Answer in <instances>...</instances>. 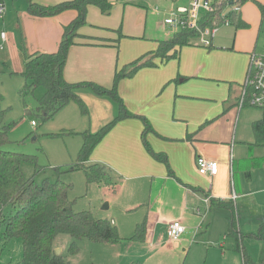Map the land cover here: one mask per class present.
Masks as SVG:
<instances>
[{
    "label": "rangeland",
    "instance_id": "1",
    "mask_svg": "<svg viewBox=\"0 0 264 264\" xmlns=\"http://www.w3.org/2000/svg\"><path fill=\"white\" fill-rule=\"evenodd\" d=\"M108 1L112 4L108 13H103L96 5L87 6L86 23L80 27L79 32L112 38L115 40L112 42L117 44L112 47L114 60L131 58L128 59L129 64L135 59L134 54L128 53L132 44L137 43L134 47L136 49L139 43H144L143 37H168L172 31L163 23L168 10L189 0H177L174 3L172 0ZM0 6L3 7V11H0V34L3 31L6 36L4 41L0 38V45L3 46L0 49V94L3 97L1 108L8 109L4 120L6 123H12L7 130L9 141L2 148L35 155L38 166L45 167L46 171L34 173V165L23 163L22 170L26 177L34 174L38 181L45 177H59L62 181L71 183L69 198L74 203L75 211L89 210L96 218L109 219L112 216L114 222H117L115 224L119 235L131 237L137 232V226L144 221L145 213L142 212L145 208L124 211L126 209L121 197L111 193L105 184L108 176L100 182L87 183L82 170H71L78 162L79 149L83 143L81 133L84 130L95 132L103 126V121L99 123V116L105 103H102L95 93L84 88L77 93L86 104L87 115L80 112L75 102H70L52 118L43 121L40 113L36 111L37 98L43 93V87L24 91L26 79L22 73L25 70V54L36 50L47 51L53 46H56V49L63 26L76 16L75 9L69 8L57 15L42 16L40 21H36L27 9L26 0H0ZM244 11L247 20L244 18ZM241 17L249 26L253 25L254 29L240 28L236 32V38H240L242 42L256 41V52H261L264 49V0H247L242 3ZM219 28L216 40L221 38L223 42H230L234 36L232 22ZM110 107L111 105L106 111H110ZM233 109L234 121L229 131V141L233 140L234 145L233 156L235 159L243 156L256 172L261 173L258 184L255 181L251 184L244 183L241 192L254 193V188L264 183V127L256 133L252 122L262 117L263 109L237 104ZM31 121H34L35 125H32ZM222 125L226 123L223 122L221 127ZM55 167H60L62 172L56 175ZM218 187L214 192L215 197L224 199L221 195L229 196V176L227 179H221ZM247 194V197L239 196L234 201L236 221L239 230L245 234L242 242L244 250L256 264H261L263 244L248 234L257 232L260 220L264 221V203L259 201L257 194ZM109 198L110 207L104 209V204L109 203ZM227 212L224 208L213 206L204 215L205 220L201 228L197 227V215L190 218L185 223L186 231L182 235L185 237L184 250L178 245L179 241H168L164 227L156 229L154 234V240L159 245L156 249L144 239H129L123 243H95L83 238L76 241L78 251L71 254L68 248L73 240L67 234H58L53 244L55 249H60L66 264H241L240 252L236 249L234 239L225 236L226 216L229 215ZM1 231L0 225V234ZM22 255L23 246L19 238L4 240L0 237V264H19Z\"/></svg>",
    "mask_w": 264,
    "mask_h": 264
},
{
    "label": "crops",
    "instance_id": "2",
    "mask_svg": "<svg viewBox=\"0 0 264 264\" xmlns=\"http://www.w3.org/2000/svg\"><path fill=\"white\" fill-rule=\"evenodd\" d=\"M32 1L53 5L52 3L57 4L65 0ZM172 1L174 3L177 0ZM189 1L182 5H187ZM215 2L217 5L225 4V0ZM241 12L242 4L238 17L247 24L244 28L253 30L254 26H249L246 22L245 11L246 20L241 17ZM32 16L36 21L42 18ZM164 24L172 31V35L179 31ZM233 29L234 36L230 42H223L221 38L216 40L219 28L210 46L195 45L190 39L191 44L180 47L177 57L164 63L156 58V65L144 66L131 77L120 79L117 92L126 109L145 117L151 129L143 132L144 124L138 117L120 119L94 147L89 157V163H101L107 167L108 177L105 184L111 193L121 197L126 209L124 211L145 208L142 212L145 213L144 240L150 243L153 249L159 247L158 242L154 240L156 229L164 227L167 235L168 223L173 220L184 221L181 223L185 226L190 218L197 215V227L201 228L205 220L204 215L213 207L210 205L211 199L235 205V200L231 198L233 192L237 198L247 197L249 193L257 194L259 201L264 203V183L257 185L254 193L241 192L244 183L251 184L255 181L258 184L261 173L256 172L243 156L235 159L233 140L229 141V131L234 121L233 107L248 73L250 54L256 51V41L242 42L240 38L239 41L236 32L240 28L233 24ZM80 34L81 37L76 39V44L68 51L63 69L65 80H93L101 83L100 85L112 86L116 68L128 64V59L131 58L114 60L112 47L117 44L112 42L115 41L112 38L93 33ZM168 37H143L144 43H139L136 49L134 47L137 43H133L128 53L134 54L136 59L156 50L158 41L169 39ZM50 45H53V41ZM54 47L56 46L42 52L54 51ZM34 52L39 51L31 53ZM81 90L84 89L79 91ZM96 96L105 103L99 116V123L104 122L102 126L118 114V104L109 97ZM110 105V111H106ZM223 122L226 125L221 127ZM144 142L164 160L153 157ZM198 156L217 161V174L211 176L200 171L196 164ZM228 176L231 183L230 195H221L224 199L215 197L214 192L219 189V181L227 179ZM108 201L109 203L104 204V209L110 207L111 199ZM196 208L201 210L200 214L196 212ZM227 217L228 214L226 220ZM105 219H110L116 226L117 222H114L112 216ZM262 223L263 219L260 220L258 228ZM182 235L177 241L184 250L185 237ZM167 239L170 243L175 242L168 235Z\"/></svg>",
    "mask_w": 264,
    "mask_h": 264
},
{
    "label": "trees",
    "instance_id": "3",
    "mask_svg": "<svg viewBox=\"0 0 264 264\" xmlns=\"http://www.w3.org/2000/svg\"><path fill=\"white\" fill-rule=\"evenodd\" d=\"M28 1V11L34 16H52L73 8L76 16L63 26L62 36L57 48L51 52H34L25 56L26 79L24 91L43 87V93L37 98L36 111L40 113L43 121L53 115L70 102H75L83 115H87L88 109L78 90L88 88L98 96L109 97L118 104V114L108 123L95 132H82L83 143L79 149L78 162L71 170H82L85 173L87 183L100 182L108 176V169L101 163H89V157L94 147L108 133L112 126L120 119L126 117H138L144 124V131L151 129L148 120L128 111L117 92V84L120 79L131 77L139 68L154 66V59L159 58L164 63L170 58L177 57L178 50L184 45L191 44L190 39L195 34L193 30L181 29L169 39L159 40L156 50L146 53L116 68L113 75L111 88H107L93 81L68 82L63 76L64 65L67 60L69 48L76 44V39L81 37L79 29L86 23L88 5H96L103 13H108L111 2L108 0H65L53 5H40L32 0ZM240 4L246 0H237ZM220 9L208 15L211 21L220 22ZM231 22L237 28L247 26L238 14L232 15ZM204 23H207L206 20ZM211 23V22H210ZM147 56V58H146ZM3 97L0 94V225L2 231L0 237L4 240L19 238L23 246V255L19 264H66L61 253L55 252L53 244L58 234H67L73 240L68 248L71 254L78 251L77 240L86 238L92 242L116 243L122 240L144 239L145 223L137 226V232L129 238H122L117 227L107 219L96 218L89 210L75 211L73 201L69 198L71 183L62 181L59 177H48L38 181L33 174L26 177L22 170L23 163L34 165V173H44L45 167L38 166L36 156L4 150L2 147L8 140L7 130L12 123H6L4 116L8 109L1 108ZM264 127V109L262 117L252 122L254 132L258 133ZM144 135V134H143ZM147 150L158 160H164L162 156L151 150L147 142H144ZM56 175L62 171L60 167L54 168ZM210 205L228 210V228L226 235L235 239L236 249L240 252L242 264H256L247 254L242 245L243 236L237 226L235 205L216 199L210 200ZM255 237L263 244L264 259V223L257 232L248 234ZM263 260H262V263Z\"/></svg>",
    "mask_w": 264,
    "mask_h": 264
},
{
    "label": "built area",
    "instance_id": "4",
    "mask_svg": "<svg viewBox=\"0 0 264 264\" xmlns=\"http://www.w3.org/2000/svg\"><path fill=\"white\" fill-rule=\"evenodd\" d=\"M218 9H220V22L211 21L208 15ZM1 10L2 7H0ZM240 10L241 4L237 0H225L224 5H217L215 0H190L187 5L175 6L169 10L168 16L164 18V23L174 30L184 28L193 30L195 34L191 39L194 44L208 47L211 45L212 38L219 27L228 25L231 22L232 15L238 14ZM205 20L207 23H204ZM0 37L4 41L6 36L3 31ZM2 48L3 46L0 45V49ZM236 104L238 106L250 105L264 109V49L261 52L253 51L250 54L248 73ZM31 123L35 124L34 121H31ZM196 164L200 171L211 176L218 172V163L215 160L198 156ZM231 198L234 200L237 198L234 192ZM205 200H208V198H205ZM196 212L200 214L201 210L196 208ZM184 231L185 226L179 220H173L168 223L167 235L171 240L177 241Z\"/></svg>",
    "mask_w": 264,
    "mask_h": 264
},
{
    "label": "water",
    "instance_id": "5",
    "mask_svg": "<svg viewBox=\"0 0 264 264\" xmlns=\"http://www.w3.org/2000/svg\"><path fill=\"white\" fill-rule=\"evenodd\" d=\"M55 252H56L57 254H59V253H60V249H59V248L55 249Z\"/></svg>",
    "mask_w": 264,
    "mask_h": 264
}]
</instances>
